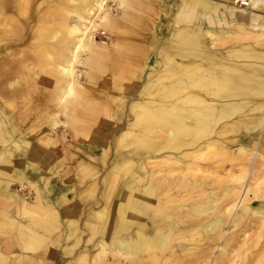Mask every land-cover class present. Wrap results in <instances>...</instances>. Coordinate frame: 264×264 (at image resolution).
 I'll list each match as a JSON object with an SVG mask.
<instances>
[{
	"label": "bare ground",
	"instance_id": "bare-ground-1",
	"mask_svg": "<svg viewBox=\"0 0 264 264\" xmlns=\"http://www.w3.org/2000/svg\"><path fill=\"white\" fill-rule=\"evenodd\" d=\"M155 1L0 0V171L43 181V129L62 127V174L77 178L62 223L38 179L25 222L3 229L50 243L68 228L63 261L81 264H264V0H176L165 31L148 29ZM83 214L81 230L66 217Z\"/></svg>",
	"mask_w": 264,
	"mask_h": 264
},
{
	"label": "rangeland",
	"instance_id": "rangeland-1",
	"mask_svg": "<svg viewBox=\"0 0 264 264\" xmlns=\"http://www.w3.org/2000/svg\"><path fill=\"white\" fill-rule=\"evenodd\" d=\"M209 1L216 2L217 0H209ZM175 2H176V0H160V1L157 0V1L153 2L154 3L153 11H152L153 12V16H152V19L150 20V22L147 23L149 30H152V29L153 30H157V28H160V26L164 27L162 29L164 31L166 29H168V28H166V26L168 25L169 22H172L173 14L176 11V8H175V5H174ZM241 2H242V0H238L235 3L236 6L238 8H243V9H246V10L249 11L250 7L247 4L246 5L242 4ZM107 6L111 7L112 15L119 16L122 13V9L118 8L117 2L108 1L107 2ZM262 15L264 16V11L262 12ZM211 29L213 30L215 28H211ZM147 36H149V34H147ZM162 36H165V35H162ZM97 41L106 43L108 48H110V46H112L115 43L114 38L111 39L108 36H102L100 38H97ZM141 43L142 42H137V44H139V45ZM114 78H115V81H116L115 84L120 83L119 82V77L117 75H114ZM61 119H63L62 116H61ZM16 125H18L20 130H22L23 132H29L30 131L29 129H27L28 126H22L19 123H16ZM43 130L47 131V133H45V134H48L49 138L53 141L54 151L52 152V154H55V156H53V157H42L40 159L35 158V162L36 163H34V165H35L34 167H36V168H34V171L43 170V171H45V175L46 176L62 177V182H67L66 186H64V189L65 190H69L70 187L72 188V189H70V191H69L70 194L68 196H69V198H71L70 201L73 202L74 201V194H73V188L74 187L72 185L73 184L72 182L75 181L77 178L74 177V175L70 174V173H69L68 176L62 174L63 173L62 172V168L64 166V165L62 166V164L64 162V159L62 158V154H63V152L65 150V148H63V145H62V142H61V140H62V127L60 128V130H58L55 133L48 132L47 128H45ZM31 133H32L31 136H33V138H35V139H39V138H42V137L46 138V135L45 136L44 135L43 136H39V138H38V135H37V133L35 132L34 129L32 130ZM261 135L262 134H260V133L258 134L257 133L252 138V140L251 139L249 140L248 137H245L244 140H243V143L242 142H240V143L246 145L247 148L251 149L253 147V143L254 142L260 141ZM226 137H228V138H226V140L229 141V142L231 140H234V142H235V141H237L239 139V135L232 136V134H227ZM65 138L69 139L68 135L65 136ZM226 149L228 151H230L231 153L236 152V146L233 143L232 144H228L226 146ZM99 153H100V146H97L96 154L99 155ZM12 160H13V165H11L12 169L16 170V168L20 169V167H22L23 163H22V159H21L20 155L16 156L15 160L12 158ZM0 162H2V163H0L1 165L5 164L4 165L5 168H3L2 170L7 171L6 168L8 167L9 162L7 164L4 161H0ZM224 167H225V171L232 170L233 168H241V167H238V166L237 167H232L230 162H226ZM71 177H74V178H71ZM59 180H60V178H59ZM86 180L91 182V179L89 177H86L85 181ZM29 182H32V181H29ZM29 182H23L22 184H24V186L21 185V184H20L21 186L18 185L19 186L18 187V193L24 194V191H26L29 188V186H28ZM62 217L64 218L63 214H62ZM66 217H68V220H70V221L76 220V222L80 226V230L83 228V222L85 220V214H83L80 217L79 216L70 217L68 215H66ZM68 231H69L68 228L63 230L64 235L62 237V247H66L67 245H69V239L66 240V235L68 234ZM82 235H83L82 236V240L85 241L86 238H87V234L83 233ZM84 243H83V245H84ZM41 250H42V247H40L36 243L32 242V243H30V245L29 244H24V246H22V251L20 250V252H22L21 255H17V254L8 255V261L0 263V264H8L10 260H13V262L15 264H23V260L25 258H27L28 256H29L28 258L30 259V262L28 261L29 264H41L40 263V258L39 259L36 258V254L41 253ZM45 253H48V251H46ZM77 256H78V254L75 257H72V258H65L66 259L65 261H63V258H62V264H65L67 261H70V264H72V263L81 264V261L80 262L77 261V259H76ZM37 261H39V262L37 263ZM44 264H50V263L49 262L48 263L45 262Z\"/></svg>",
	"mask_w": 264,
	"mask_h": 264
},
{
	"label": "crops",
	"instance_id": "crops-1",
	"mask_svg": "<svg viewBox=\"0 0 264 264\" xmlns=\"http://www.w3.org/2000/svg\"><path fill=\"white\" fill-rule=\"evenodd\" d=\"M2 170V168H0ZM3 176L5 177L6 181H9L11 185H4L2 188H0V250L2 252H6L7 255H21L22 252V246L24 244H29L30 243H36L40 247H42L41 253L36 254V258L40 260L42 259V253H45L48 251L46 254V257L48 258L47 263L49 262L50 264H62V231L59 233H53L52 238H50V243L44 242L49 241V239H44L43 235L41 237H38L41 239V241L36 240L33 236L30 239L29 243L23 241V238L18 237L15 234V230L8 229L4 230L3 229V222L4 220H7V225L11 222L14 223H19V222H25L24 219L20 220L19 218V208L20 207V199L28 198V200H32L33 193L32 191H29L27 189L24 191V194L18 193V185H20L18 182L22 183V179L20 181H16L14 177H12L11 174H8L7 172H2L0 171ZM25 175V181H36L40 177L38 176V179H30L32 176L28 173L23 174ZM60 178V180H59ZM7 184V183H6ZM67 182H62V177H54V176H45V179L43 181L40 180V183L38 184V194L41 197V199L45 202H48L49 205L53 206L54 208V213L58 217L59 223H62V198L65 197L66 200L70 201L71 198H69V191L72 189L70 187L69 190H65L64 186H66ZM72 186V185H71ZM29 191V192H28ZM35 195V193H34ZM6 196L8 199L12 198L10 203L8 201L6 206H3L1 197ZM20 198V199H19ZM20 200V201H18ZM22 206V205H21ZM5 214V215H4ZM62 227V225L60 224ZM44 248V249H43ZM29 257V256H28ZM25 258L23 260V264H29L28 261L30 262L29 258ZM52 259V260H51ZM39 261H37L38 263ZM8 264H15L13 260H10Z\"/></svg>",
	"mask_w": 264,
	"mask_h": 264
},
{
	"label": "built area",
	"instance_id": "built-area-1",
	"mask_svg": "<svg viewBox=\"0 0 264 264\" xmlns=\"http://www.w3.org/2000/svg\"><path fill=\"white\" fill-rule=\"evenodd\" d=\"M246 5V4H245Z\"/></svg>",
	"mask_w": 264,
	"mask_h": 264
}]
</instances>
